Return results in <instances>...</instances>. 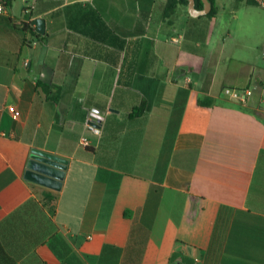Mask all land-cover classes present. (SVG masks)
Listing matches in <instances>:
<instances>
[{"label": "crops", "instance_id": "crops-1", "mask_svg": "<svg viewBox=\"0 0 264 264\" xmlns=\"http://www.w3.org/2000/svg\"><path fill=\"white\" fill-rule=\"evenodd\" d=\"M167 1L0 13V264H67L59 237L84 264H264V6L167 19ZM37 18L41 38L22 24ZM226 87L255 92L242 106ZM41 154L61 160L60 190L27 178Z\"/></svg>", "mask_w": 264, "mask_h": 264}, {"label": "trees", "instance_id": "trees-1", "mask_svg": "<svg viewBox=\"0 0 264 264\" xmlns=\"http://www.w3.org/2000/svg\"><path fill=\"white\" fill-rule=\"evenodd\" d=\"M212 2V10L211 12L207 15V17H214L217 14V6L215 0H210ZM239 2L246 1L247 4L249 5H260L259 0H238ZM188 0H168L165 6L164 10V17L167 19L173 18L176 16L177 11L179 8L183 7L188 10ZM0 5H4L6 7H9L12 5V0H0ZM204 5L202 0H196V8L197 9H203ZM24 25V28L28 31H31V33L36 37V38H41L42 36L36 32L35 27H33L32 22H22ZM39 87L42 88V90L45 92L47 95L48 99L53 101V102H58L59 100V94H60V88L57 86H50L46 85L44 83L38 82ZM54 88L56 89L57 92H54ZM185 91L181 90L179 92V99L176 102L175 106V113L181 112L182 111V96L185 95ZM51 94L53 96L51 97ZM151 108V105L147 102H142V104L138 107H135L133 111L130 113L129 117L131 119H135L138 117H141L145 115ZM131 215L130 210H126L124 212V216L126 218H129ZM52 249L54 252L57 254V256L67 262V264H84V262L72 252L71 247L68 245V243L63 239V238H57L54 243L51 244Z\"/></svg>", "mask_w": 264, "mask_h": 264}, {"label": "water", "instance_id": "water-1", "mask_svg": "<svg viewBox=\"0 0 264 264\" xmlns=\"http://www.w3.org/2000/svg\"><path fill=\"white\" fill-rule=\"evenodd\" d=\"M189 14L193 17L208 15L212 10V2L210 0H202L203 9L196 8V0H188ZM264 2V0H262ZM33 25L37 27L39 34H45V20L37 18L33 20ZM56 157L47 154H41L37 158L29 161L27 178L54 190H60L62 181L65 177V171L59 166L60 163Z\"/></svg>", "mask_w": 264, "mask_h": 264}, {"label": "built area", "instance_id": "built-area-1", "mask_svg": "<svg viewBox=\"0 0 264 264\" xmlns=\"http://www.w3.org/2000/svg\"><path fill=\"white\" fill-rule=\"evenodd\" d=\"M259 2L261 3V5L264 6V2L262 0H259ZM0 13H6V6L0 5ZM37 44H38L37 41L33 42L34 46H36ZM254 92L255 90L253 88L237 89V88L226 87L223 90V93L227 98H229L232 101H235L236 103L241 104L242 106L249 105L251 99L253 98ZM9 111L13 115L14 119H18L21 116L20 111L17 110L15 107H10ZM193 264H202L201 258L200 257L194 258Z\"/></svg>", "mask_w": 264, "mask_h": 264}, {"label": "rangeland", "instance_id": "rangeland-1", "mask_svg": "<svg viewBox=\"0 0 264 264\" xmlns=\"http://www.w3.org/2000/svg\"><path fill=\"white\" fill-rule=\"evenodd\" d=\"M13 4H14L15 7H17V3H14L13 2ZM252 31L255 32V33H257V32H259V28L256 27V26H254V28L252 29ZM253 32H251V33H253Z\"/></svg>", "mask_w": 264, "mask_h": 264}]
</instances>
